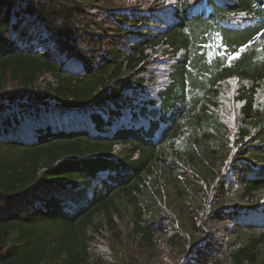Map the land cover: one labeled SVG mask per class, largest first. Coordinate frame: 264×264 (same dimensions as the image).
I'll list each match as a JSON object with an SVG mask.
<instances>
[{"label":"trees","instance_id":"1","mask_svg":"<svg viewBox=\"0 0 264 264\" xmlns=\"http://www.w3.org/2000/svg\"><path fill=\"white\" fill-rule=\"evenodd\" d=\"M0 264H264V0H0Z\"/></svg>","mask_w":264,"mask_h":264},{"label":"snow or ice","instance_id":"2","mask_svg":"<svg viewBox=\"0 0 264 264\" xmlns=\"http://www.w3.org/2000/svg\"><path fill=\"white\" fill-rule=\"evenodd\" d=\"M236 57H231V59H235Z\"/></svg>","mask_w":264,"mask_h":264}]
</instances>
